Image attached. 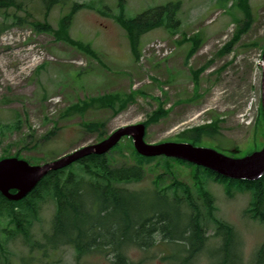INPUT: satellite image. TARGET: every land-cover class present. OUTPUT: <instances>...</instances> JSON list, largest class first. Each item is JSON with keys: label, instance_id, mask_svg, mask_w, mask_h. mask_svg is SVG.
<instances>
[{"label": "rangeland", "instance_id": "1", "mask_svg": "<svg viewBox=\"0 0 264 264\" xmlns=\"http://www.w3.org/2000/svg\"><path fill=\"white\" fill-rule=\"evenodd\" d=\"M168 3L180 4L174 11L179 24L164 19L168 27L143 34L136 58L113 16L122 11L125 19H134ZM73 4L83 7L72 15L63 36L60 22ZM23 7L0 14V23L7 26L0 33V158L17 154V159L41 166L96 144L120 127L144 124L159 106L167 114L145 127L146 143L183 142L184 132L218 121L212 140L196 146L221 147L232 154L220 153L240 158L264 145V0H248L249 18L237 0H67L46 13L40 1L23 0ZM13 14L26 20L13 24ZM35 21L48 24L51 32L35 31ZM108 96L114 97V108L99 102ZM91 123L102 126L87 131ZM108 159L112 165L135 164L132 139L122 138ZM144 169L143 179L128 189H149L160 180L162 187L175 181L193 193L205 190L214 199L215 217L235 232L240 264H264L256 259L264 245V226L244 214L247 193L228 197L223 185L204 174L196 180L192 167L174 161L158 159ZM54 212L50 201L41 208L32 228L34 240L43 242ZM213 231L206 233L205 253L191 264L209 263L210 252L220 247ZM176 245L130 248L126 264H181ZM3 246L0 264H111L105 254L78 258L71 246L30 251L19 237Z\"/></svg>", "mask_w": 264, "mask_h": 264}, {"label": "trees", "instance_id": "2", "mask_svg": "<svg viewBox=\"0 0 264 264\" xmlns=\"http://www.w3.org/2000/svg\"><path fill=\"white\" fill-rule=\"evenodd\" d=\"M38 1L40 8L46 13L67 0ZM237 4L249 18L248 0H237ZM9 7L22 11L23 0H0L1 15L8 16L5 11ZM82 7L73 4L69 13L62 18L59 31L63 36L66 35L70 18ZM179 7L178 3H168L129 20L120 11L113 19L125 31L131 51L137 58L138 43L143 34L157 27H168L169 24L164 19L174 22L175 27L179 24L174 15ZM11 20L13 24H21L26 18L13 14ZM6 27L5 22H1L0 33ZM33 28L37 32H51L50 26L45 22L35 21ZM56 37L61 39L58 33ZM237 38L238 36L235 37ZM65 39L67 40L66 37ZM67 42L77 44L70 39ZM194 51L192 49L190 55ZM113 100L112 96L99 98L100 103L110 108H114ZM166 114L167 110L159 106L148 116L144 126L158 121ZM260 114L262 115L261 107ZM101 126L91 123L85 128L92 132ZM218 131V121H213L184 132L183 142L196 146L204 139L212 140ZM117 145L109 152L114 151ZM217 148L218 152L222 150L232 154L227 149ZM108 153L88 155L66 168L48 172L19 201H9L0 194V252H4L3 244L19 237L30 251L43 247L54 250L71 246L78 258L88 254H105L111 264H126L125 253L128 249L146 250L157 243H168L177 244L176 256L182 259L181 264H191L198 255L205 253L209 239L206 233L213 228L212 238H219L221 245L210 252L207 264H240L239 253L235 250V232L230 225L215 217L214 199L208 192L198 188L193 193L188 187L175 181L168 187H162L160 180H154L153 187L142 190H130L126 185L139 183L145 174L144 166L158 159L186 164L193 168L196 180L204 174L205 178L223 185L228 197H232L234 192L247 193L249 201L244 214L264 226V175L255 181H236L184 161L142 157L135 150V164L112 165ZM14 157L19 158L17 154ZM2 159L5 158H0ZM11 192L15 193L14 190ZM49 201L54 204L55 212L50 231L40 243L34 240L32 228L41 208ZM256 259L257 262L261 260L264 263V245L256 252Z\"/></svg>", "mask_w": 264, "mask_h": 264}, {"label": "water", "instance_id": "3", "mask_svg": "<svg viewBox=\"0 0 264 264\" xmlns=\"http://www.w3.org/2000/svg\"><path fill=\"white\" fill-rule=\"evenodd\" d=\"M260 104L264 127V52L262 55ZM144 124L120 127L102 141L81 147L41 166H31L25 160L5 158L0 160V194L9 201L24 198L50 171L68 167L88 155H104L118 142L132 139L135 152L146 158L165 157L207 169L218 176L236 181H255L264 175V145L249 155L234 158L214 149L193 146L184 142L146 143ZM14 190L15 193L11 191Z\"/></svg>", "mask_w": 264, "mask_h": 264}]
</instances>
